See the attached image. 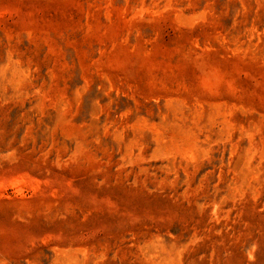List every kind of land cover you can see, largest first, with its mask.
<instances>
[{
	"label": "rangeland",
	"instance_id": "374dc122",
	"mask_svg": "<svg viewBox=\"0 0 264 264\" xmlns=\"http://www.w3.org/2000/svg\"><path fill=\"white\" fill-rule=\"evenodd\" d=\"M0 264H264V0H0Z\"/></svg>",
	"mask_w": 264,
	"mask_h": 264
}]
</instances>
